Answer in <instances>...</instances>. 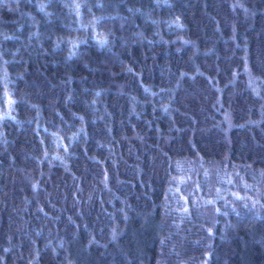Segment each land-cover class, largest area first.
Instances as JSON below:
<instances>
[{"label":"trees","instance_id":"trees-1","mask_svg":"<svg viewBox=\"0 0 264 264\" xmlns=\"http://www.w3.org/2000/svg\"><path fill=\"white\" fill-rule=\"evenodd\" d=\"M215 170L264 183V0H0V264H264Z\"/></svg>","mask_w":264,"mask_h":264},{"label":"rangeland","instance_id":"rangeland-1","mask_svg":"<svg viewBox=\"0 0 264 264\" xmlns=\"http://www.w3.org/2000/svg\"><path fill=\"white\" fill-rule=\"evenodd\" d=\"M208 177L209 178L207 182L210 183V186L212 187L213 191H217L216 196L214 197L215 199H212V197L208 198V201H211L212 204H217V199L225 198V193L241 196L242 194H245L246 191H264V183H260L256 186L254 184L252 185V182L247 179H239L238 182H236L237 179H235L234 181L232 176L227 175L225 177V175H222V173L218 174L216 170L214 171L212 176ZM185 182V178H182V180H180V185H184Z\"/></svg>","mask_w":264,"mask_h":264}]
</instances>
